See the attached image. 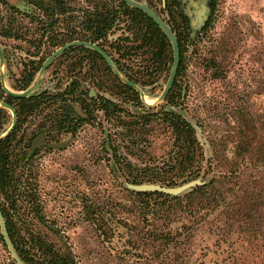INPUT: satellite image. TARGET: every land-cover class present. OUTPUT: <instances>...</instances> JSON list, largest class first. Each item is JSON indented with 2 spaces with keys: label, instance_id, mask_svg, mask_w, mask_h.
<instances>
[{
  "label": "rangeland",
  "instance_id": "rangeland-1",
  "mask_svg": "<svg viewBox=\"0 0 264 264\" xmlns=\"http://www.w3.org/2000/svg\"><path fill=\"white\" fill-rule=\"evenodd\" d=\"M141 1L150 6L148 0ZM35 4L36 0H0V75L5 86L15 92L24 91L16 89V81L40 61L44 66L65 39L64 18L62 24L58 20L48 31L40 47L31 41L42 33ZM49 4L51 0H46L45 6ZM152 6L161 10V3ZM7 24L21 37L5 35ZM51 32L58 35L59 41L49 40ZM61 53L36 73L29 86L35 87L32 93L46 89L56 92L67 86L69 60ZM145 56L131 57L129 65L134 70L143 67ZM182 57L183 70L175 95L163 99L171 61L151 82L143 84L141 81L149 76L135 83L128 76L134 72L130 66L126 71L116 67L123 82L130 80L144 91V99L139 92L142 103L125 98L118 93L119 88L111 90L109 76H103L110 83L103 89L88 81L92 95L112 97L127 110L123 117L129 120L138 116L137 122L132 133L123 136L120 132H127L128 126L116 114L95 109L94 118L80 122L73 131L40 136L35 143L40 152L34 181L45 218L43 221L31 215L23 224L15 217L23 234L29 226L57 249L70 251L77 264L222 263L228 254V243L222 239L234 229V218L226 213L218 217L219 211L207 207L210 199L206 197L202 202L198 197L191 206L186 197L179 205L164 203L165 198L157 194H139L158 191L131 188L129 184H139L128 180L130 172L137 170L126 164L130 161L140 168L153 162L162 165L169 159L174 138L164 111H178L195 127L203 145L205 166L199 176L179 178L169 186L193 179L205 184L213 175L231 169L234 159L244 170V178L252 172L264 175V0H211V18L198 38L189 39L187 26ZM6 109V119L1 117L5 132L13 123V112ZM48 112L39 114L28 131L35 129ZM114 145H119L118 152L112 149ZM239 145L254 147V152L237 156ZM252 163L256 170L247 168ZM195 187L166 195L184 196ZM9 262L8 251L0 242V264Z\"/></svg>",
  "mask_w": 264,
  "mask_h": 264
},
{
  "label": "trees",
  "instance_id": "trees-1",
  "mask_svg": "<svg viewBox=\"0 0 264 264\" xmlns=\"http://www.w3.org/2000/svg\"><path fill=\"white\" fill-rule=\"evenodd\" d=\"M117 1L125 6L128 11L134 13L135 19L140 23L136 40L141 39V42L131 46L130 49L126 48L124 56L130 59L133 56L138 58L146 55L143 59L146 64L135 70V67L124 62L116 61V66L124 71L130 66L134 72L128 76L135 83L141 81L144 76H149V79L141 81L142 84L151 82L155 74L169 67L170 61L173 65L174 52L171 43L166 33L150 15L140 9L130 7L124 0ZM116 12L117 10L114 8L106 9V14L98 19V22L99 20L100 23L104 22L105 26L99 25L100 23L97 25L96 32L92 36L93 40H97L107 32ZM94 14L98 15V13ZM44 23L45 25L39 28L42 30L41 36L31 40L38 42V47L44 42V37L51 29L52 20L50 16ZM13 30L12 26L5 25L3 33L8 37L20 38L21 35ZM83 49L87 51L89 57L90 65L86 71L89 80L103 89L105 84H110L103 76H109L108 81L112 83L109 86L111 90L113 87L119 88L118 93L124 95L125 98L142 103L139 92L129 83L123 82L99 52L87 47H83ZM71 50L73 49H66L61 53V56L65 55L67 58ZM41 62L37 66L33 65L30 70H27L25 77L16 81V89L25 90L31 85L36 73L43 66ZM76 69V66L69 67L67 74L70 75L71 71ZM182 70L183 57L181 54L175 82L168 97L175 95ZM81 86L82 83L78 79H74L70 83L67 82L64 89L56 92L46 89L36 91L27 97H17L7 92L0 75V102L5 101L13 105L18 115L14 129L0 140V208L6 218L8 231L15 248L26 264H77L70 251L62 252L57 249L52 241L29 226H27V234H23L21 227L17 226L15 220V217L22 219L23 224H26V218L31 215L41 220L45 218L44 209L37 192V183L34 181L35 162L40 152V148L35 147L38 138L46 132L47 135H51L52 131L63 133L75 130L80 122L94 118L93 111L95 109L116 114L121 122L128 126L127 132H120L122 135L124 134L123 136L132 133L131 128L137 122L138 116L136 115L135 119H125L122 113L127 112V110L112 97H107L101 93L92 95L89 90L85 88L82 90ZM43 111L49 112L44 115L39 125L29 132L32 123ZM7 112L5 107H0V135L6 130L4 129L5 121L1 117L5 118ZM164 112L166 120L169 121L168 128L174 138L170 157L162 165L153 162L140 168L129 161L126 167L137 170L136 173L130 170L128 180L133 183L148 181L174 185L179 178L197 177L204 169L205 153L194 125L178 111ZM127 115L134 117L130 113ZM108 136L110 137V135ZM112 149L114 152H118L119 145L112 146ZM257 150L255 149V152ZM253 152L254 147L248 149L239 145L235 154L239 156ZM230 166L231 169L226 173L213 175L209 182L195 187L184 196L171 197L162 192H139V194H157V196L165 198L164 203L179 205L183 203L184 197H186L190 200L191 206L198 197L201 198V202L205 199L204 197L209 198L210 202L207 207L212 206L214 210L219 211L218 217L224 213L229 214L235 222H231V225L234 224L235 226L234 229L226 233L227 238L222 239L228 243V254L224 255L220 264H264V175L252 172L246 179L244 178V170L239 167L238 160H232ZM19 168L22 170L18 172ZM247 168L256 170L257 166L252 163ZM238 171L239 173H237ZM212 196L213 199H211ZM199 202H197V206H199ZM194 209L193 207L191 212ZM47 225L50 229L55 230V227L49 223ZM0 242L8 251L9 264H17L8 250L1 224Z\"/></svg>",
  "mask_w": 264,
  "mask_h": 264
},
{
  "label": "flooded vegetation",
  "instance_id": "flooded-vegetation-1",
  "mask_svg": "<svg viewBox=\"0 0 264 264\" xmlns=\"http://www.w3.org/2000/svg\"><path fill=\"white\" fill-rule=\"evenodd\" d=\"M135 1L144 3L141 0ZM148 1L150 3V7L155 12H157V14H159L175 32L179 42L181 54L182 51H184L187 26H189V39L195 40L198 38L200 33H202L203 29L206 28L209 23V19L211 18V0ZM125 2L130 7L137 8L130 5L127 1ZM157 2L161 3L160 11L154 9L152 6L153 3ZM45 5L46 0H36L35 7L39 10V13H36V15L39 18L38 23L40 28L45 25L44 21L49 16L52 20L51 29L56 26L58 20L62 24L63 22H61V20H64L65 18V42H63V45L70 44L66 49H73L67 55V59L69 60L68 69L69 67L73 66L77 67L76 70L71 71V74L68 75V83L72 82L74 79H78L82 83L81 89L83 90V88H85L86 90L90 91L88 85L89 78L86 74L90 63L88 53L83 49V47H92L81 42H91L96 44L112 58L115 67H117L116 61L122 62L125 60V64H130L129 61L131 59L124 56V52L126 48L130 49L131 46L141 42V39L136 40V34L139 31L138 27H140V23H138V21L135 19V14L128 11L126 7L122 6L117 0H51V4H49V6ZM17 7L20 9L19 6ZM107 8H114L117 10V12L113 15L114 20L104 35L99 37L97 40H93L92 36L95 34L97 25L100 23V20L98 22V19H101L106 14ZM94 13H98V15H95ZM57 16H61V18L59 19ZM99 25L105 26L104 22L100 23ZM167 37L171 43L168 35ZM51 39L54 42L59 41L58 35L53 32H51ZM62 39H60V41ZM167 45L170 47L169 44ZM171 47L174 52L172 43ZM96 51L99 52L98 50ZM106 61L108 62L107 59ZM90 94H92L91 91Z\"/></svg>",
  "mask_w": 264,
  "mask_h": 264
},
{
  "label": "water",
  "instance_id": "water-1",
  "mask_svg": "<svg viewBox=\"0 0 264 264\" xmlns=\"http://www.w3.org/2000/svg\"><path fill=\"white\" fill-rule=\"evenodd\" d=\"M127 1L130 5L137 7L143 11H145L146 13H148L160 26L161 28L167 33V35L169 36L171 43L173 45L174 48V62H173V66H172V70L169 76V79L167 81L166 87L161 95V98H165L171 87L174 84L176 75H177V71L179 68V64H180V57H181V52H180V47H179V42L177 39V36L175 34V32L173 31V29L169 26V24L159 15L157 14V12H155L149 5H147L146 3H140L137 2L135 0H125ZM203 19V17H202ZM201 19V21H202ZM80 43V42H78ZM85 45H88L96 50H98L109 62V64L113 67L114 71L116 73H118V75H121V73L117 70V68L115 67L112 58L101 48H99L96 44L91 43V42H81ZM70 44H66L61 46L60 48H58L56 51H54L45 61L43 69L47 66V64L54 58L56 57L58 54H60L61 52H63ZM0 58L3 61V53H2V49L0 47ZM4 82V81H3ZM127 83H129L131 86H133L138 92H140L142 98H145V93L143 90H141V88L135 84L134 82L130 81V80H126ZM4 86H5V82H4ZM7 92L11 95L17 96V97H27L29 96L35 89L34 86H31L27 89H25L24 91L21 92H15L13 90H10L9 88H7L5 86ZM0 106L8 108L10 110H12L13 112V123L10 127V129L8 131H6L5 133H3L0 136V140L2 138H4L5 136H7L16 126L17 120H18V115H17V111L16 108L9 104L8 102L5 101H1L0 102ZM203 183V181L201 179H193L187 183L181 184V185H177V186H169V185H165L162 183H139V184H129V186L137 191H158V192H162L165 194H169V195H177L180 194L188 189H191L195 186L201 185ZM0 224L2 227V231H3V235L7 244V247L9 249V251L11 252V254L13 255L15 261L17 262V264H26L23 259L19 256L15 245L10 237L9 231H8V226H7V221L6 218L3 214V211L0 208Z\"/></svg>",
  "mask_w": 264,
  "mask_h": 264
}]
</instances>
